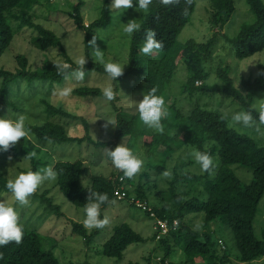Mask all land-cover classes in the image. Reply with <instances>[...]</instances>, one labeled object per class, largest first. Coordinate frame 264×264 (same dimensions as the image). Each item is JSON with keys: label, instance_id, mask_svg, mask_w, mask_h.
<instances>
[{"label": "trees", "instance_id": "16d2710c", "mask_svg": "<svg viewBox=\"0 0 264 264\" xmlns=\"http://www.w3.org/2000/svg\"><path fill=\"white\" fill-rule=\"evenodd\" d=\"M65 1L70 9L68 11L59 9L57 18L68 14L70 19L86 33L87 63L83 66V70L104 73L102 65L92 60L90 35L95 33L96 29H105L112 23L111 0H99L101 15L87 25L83 13L86 8L85 0ZM209 1L211 26L217 28L215 32L217 35L226 28L236 13V2L235 0ZM48 2L51 3L50 0ZM245 3L254 17L243 22L234 35L222 33V36L230 43L228 48L231 49L233 56L239 60L264 50V0H245ZM37 5L46 4L42 0H0V59L11 48L16 35L29 28L34 31L30 38V45L35 50L47 53L50 49L58 48L63 60L46 57L39 61V66L34 67L29 55L19 53L15 57L17 64L15 70L0 66V114L3 116L14 117L16 114H24L30 110L31 97L40 94V91L46 93L39 97L42 118L39 121L26 122L29 137L21 139L16 145L0 153H5L10 158L30 159L31 168L28 170L37 171L41 165L48 166L50 163L46 159L31 155L34 143L30 142V137H33L37 144H44L50 139L55 143L87 142L88 145L92 144L96 148L108 147L109 149H114L122 138H128L129 144H134L146 142L151 136L150 144L158 149L162 143L166 145L167 140L182 137L181 145L188 144L194 150L209 152L214 159L215 167L211 175L192 172H187L186 175L176 174L170 187L171 199L175 201L173 205L151 203L150 196L155 194L156 190L142 182L134 187L130 179H121L122 172H119L117 176L96 175L91 179L90 184H84L83 177L88 173L84 158L77 161H55L53 170L57 173V185L64 196L78 207H84L90 195L89 191H95L107 193L111 202L126 200L130 205L151 217L155 221L154 226L159 219L170 222L177 220L178 226L175 229L172 227L168 234L159 239L156 238L157 231H155L151 238L157 241V245L152 249L151 255L146 258L147 264H173L170 256L177 250V246H180L184 255L182 260H178L184 264H197V257H202L205 264H230L232 259L227 247L222 246V239L216 238L211 228V223L218 219L229 226L234 235L238 260L243 263L264 260V229L262 238L258 239L254 226L258 206L264 196V142L257 137L259 131L264 133V126H261L259 131L248 133L231 122L230 116L233 113L229 116L219 109L208 108V105L202 107L199 101L191 109L183 112L182 107L179 110L177 99L172 103L167 102L172 97L170 93L174 76L183 64L188 72L185 73L187 76L181 86V95L186 94V99L194 96L200 99L206 94H219L238 101L243 110H251L256 96L264 92V69L258 76L243 77L240 84H236L231 75L230 66L225 63L217 70L218 81L208 84L210 70L207 63L215 45V38L211 37L206 41L191 38L185 43H181L178 39L183 29L188 24H192L198 0H178L177 3L169 6H163L160 0H153L140 24V30L132 36H126L130 38L128 59L126 57L125 70L117 81L132 75L144 82L148 86V91L152 87L157 89V95L164 98L167 109V116L162 120L163 132H157L143 125L137 112L132 117L124 116V108L118 107L113 100L112 104L117 112L115 118L117 123L115 126L108 124L113 139H95L92 133L95 123L92 118L57 106L58 101L55 99L57 95H53L54 99L47 97L53 92L59 95L65 84L64 76L57 73L53 63L70 65L66 73L75 70L78 63L74 61L58 33L37 21L34 12ZM50 5L54 8L52 10L58 8ZM146 29H154L157 33L156 39L163 41L164 44L163 49L154 50L151 55H144L140 51ZM101 90L102 88L98 86L75 85L71 88V94L103 98ZM172 113L175 115L171 116ZM253 115L256 116V113L253 112ZM69 119L82 123L84 127L82 135L73 136L68 133L66 124L69 123ZM172 119L176 122L175 134L172 132L169 134V129L172 130L171 128L174 127ZM189 164H193V160ZM235 164L252 169L251 183L244 184L240 180L233 169ZM144 176L146 174L142 175ZM201 177L205 181L199 194L192 195V191H187L191 197L186 199L178 194L180 180L188 181L190 178L200 179ZM7 181V177L0 170L1 191L9 192L5 187ZM117 190L126 192L125 199L117 198ZM48 194L49 192L45 191L40 197L47 203L48 208L63 215L60 206L55 204ZM158 194L162 193L158 192ZM137 200L147 204L150 210L138 207ZM164 200L163 197V202ZM189 213H203L204 230L193 231L192 223L186 220V215ZM101 218H103L102 215ZM19 222L23 226L22 240L19 244L10 242L0 246V264H62L54 253V248L44 247V238L38 231L28 228L20 219ZM71 223L73 230L88 244L100 232V229H85L81 222L73 219ZM151 238L144 237L129 223L124 222L116 226L112 236L102 243L103 254L121 260L131 244L147 243Z\"/></svg>", "mask_w": 264, "mask_h": 264}, {"label": "rangeland", "instance_id": "374dc122", "mask_svg": "<svg viewBox=\"0 0 264 264\" xmlns=\"http://www.w3.org/2000/svg\"><path fill=\"white\" fill-rule=\"evenodd\" d=\"M46 5H37L34 8L36 19L38 22L45 24L47 27L53 29L62 38V41L69 51L70 55L78 63V61L85 57L87 63L86 54V33L80 29L76 23L70 19L68 14L57 18L58 10L68 11L70 8L65 0H50V4L57 6L55 10H52V6L48 0H42ZM86 8L83 11L85 16V24H89L100 17V2L99 0H85ZM237 11L233 15L226 28L219 34L215 35L217 28L211 26L209 0H198L197 10L193 17L192 24H188L180 33L178 39L181 43H185L191 38H195L199 41H206L209 38H215V45L211 51L209 62L207 63L210 70V76L207 83L212 84L218 81L217 70L225 63L230 66L231 75L236 84H240L243 77H256L264 69V50L256 53L255 55L239 60L233 56L231 49L228 48L230 43L222 36V33H228L234 35L240 29V25L249 21L254 17V14L249 11V7L245 3V0H235ZM112 9V8H111ZM144 11L135 10V8L115 10L112 9V23L105 29H96L90 35L92 41L93 37L96 38L95 45H91V53L95 49L103 51L105 60L116 59L122 64L127 63L130 38H126V35L122 31V23H126L130 19H137V22L141 24L145 17ZM56 19V20H55ZM34 34L32 29H25L21 33L16 35L11 48L0 59V66L6 69L15 70L17 67L15 57L19 53H26L30 56V60L34 63V67L40 65L46 57H52L63 60L60 55V49H50L47 53L38 52L30 45V38ZM128 51V53H127ZM127 57V59H126ZM94 61V59L92 58ZM126 60V62H125ZM95 62V61H94ZM126 65L124 66L125 70ZM187 69L181 64L177 74L174 76V80L171 84L172 97L167 101L172 103L175 99L179 102V110L182 107V111L185 112L193 107V105L200 102V106L219 109L223 113L230 114L241 111L238 101L233 100L229 96H222L219 94H206L200 99L198 96L193 98H185L186 94L181 95V86L187 76ZM186 73V74H185ZM65 88H73L75 85H91L98 86L103 89L109 83L112 84L116 93L114 100L118 107H123L124 116H133L136 114L135 103L139 102L143 98V93L148 91V86L144 82L139 81L136 76H127L121 78L119 81H109L106 78L105 73L98 71L85 72V79L83 81H75L68 79L64 81ZM143 83V84H141ZM200 84V83H199ZM144 85V86H142ZM118 88V89H117ZM40 94L30 98L29 107L30 110L25 112L27 121H39L42 118L40 109V95L44 96L46 93L40 91ZM53 95H57L55 99L58 101L57 106H62L66 110L75 112L78 115L92 118L94 125L92 133L95 139L111 140L113 135L109 130L107 122L101 118L114 116L116 118V111L112 102H107L103 98L95 97H80L70 94L66 97L53 92L47 97L53 98ZM211 96V97H209ZM198 99V100H197ZM261 99H264V92L258 94L255 98V103L258 104ZM240 107V108H239ZM243 110V109H242ZM181 111V112H182ZM175 115V114H170ZM0 116H3L0 114ZM231 117V116H230ZM58 118H56L57 120ZM69 123L66 124L67 131L70 135L80 136L84 133V127L78 120L69 119ZM173 121V119H172ZM103 122V123H101ZM234 124V122L231 120ZM101 123V124H100ZM174 127L165 130V132H176V122L173 121ZM107 124V126H105ZM235 125V124H234ZM237 126V125H236ZM240 129L252 133L256 131V128H243L237 126ZM257 137L264 142V133L259 131ZM151 136L145 142H136L129 144L128 138H122L118 141V145L124 144L129 147L134 154L138 155L143 161V167L134 178L133 186L137 187L141 182L146 186L152 187L155 194L150 196L151 203L160 202L175 204V201L171 199L170 187L171 182L176 178V174H182L187 172L197 173L203 175L199 169V166L195 163L192 153L194 149L184 144L180 138H173L167 140L168 143H162L158 149L150 144ZM30 140L34 145H39L38 148L33 146V151L37 152L38 158H43L49 161V165H41L40 169L51 166L53 168L55 161H77L85 159L88 166V173L83 177L84 184L91 183V179L96 175L112 176L118 175L120 171L115 169L107 156L104 154L105 148H96L92 144L82 143L77 141H68L64 143H44L37 144L33 137ZM109 149V148H108ZM5 152V151H4ZM193 160V164H189ZM214 160V159H213ZM31 168V160L18 157L10 158L5 153H0V170L5 174L7 179L14 178L22 171ZM233 169L236 175L244 184H249L253 180V171L251 168L243 166L241 164H235ZM171 172L170 177H164L163 172ZM143 174L146 176L142 177ZM183 174V175H184ZM186 175V174H185ZM58 178L54 181L45 182L38 190L29 197V203L27 205H18L14 200L10 192L0 190V202H6L13 206L19 213V219L21 222L30 229L38 231L44 238V247L46 249L54 248V253L59 258L62 264H147V257L151 255L152 249L156 247L157 241H154L151 237L155 233L154 223L155 221L146 215L142 210L130 205L126 200L112 201L107 207L101 209V215L108 218V223L100 229V232L95 236L94 240L88 244L87 241L73 230L71 219L78 222L83 221V207L74 205L68 200L64 194L60 191L57 185ZM179 181V180H178ZM205 179H189L180 180L178 187V194L182 197L190 198L191 195L187 194V191H192V195L199 194L201 187L203 186ZM130 185V184H129ZM131 186V185H130ZM132 186V187H133ZM156 186V187H155ZM132 189V188H131ZM45 191H48V196L51 197L55 204L59 205L63 215H60L56 210L47 207V203L42 200L40 195ZM169 193L165 194L164 192ZM194 191V193H193ZM161 192L162 194H158ZM162 197V198H161ZM164 197V202H163ZM186 220L192 223L194 226L197 222L202 223L204 230V215L203 213H189L186 215ZM129 223L137 232L141 233L144 237L151 238L147 243L131 244L124 253V257L121 260L108 257L103 254L102 243L107 241L115 231V227L122 223ZM255 234L258 239L262 238V232L264 229V196L261 199L257 214L254 220ZM211 228L214 230L216 238L222 239V246L227 247V251L230 253L232 262L230 264H264L263 259H258L251 263H243L237 259L238 251L235 244L234 235L224 222L220 219L211 223ZM92 230V229H91ZM176 251L170 256V260L173 264H184L178 259L184 258L183 252L180 246L176 247ZM153 258V256H152ZM197 264H205L202 257H197Z\"/></svg>", "mask_w": 264, "mask_h": 264}, {"label": "clouds", "instance_id": "9594fccd", "mask_svg": "<svg viewBox=\"0 0 264 264\" xmlns=\"http://www.w3.org/2000/svg\"><path fill=\"white\" fill-rule=\"evenodd\" d=\"M153 0H111L110 7L115 10L135 8L146 12ZM178 0H160L163 6H169L177 3ZM141 25L137 19H130L126 23H122V31L132 36L140 30ZM157 33L154 29H146L144 42L140 47V51L144 55H151L154 50H161L164 47L163 41L156 39ZM96 38L90 41L91 45H95ZM92 58L95 62L102 65L103 72L109 81H117V78L123 75L124 66L127 63H121L116 59L105 60L103 51L98 48L92 52ZM86 63L85 57L78 61V67L71 73H66L70 67L67 63H53L58 74L64 76L65 80L73 79L75 81H83L85 79V71L83 66ZM102 97L107 102H112L116 98V93L111 83L103 87ZM71 92L70 88L61 90L59 95L68 96ZM260 101H264L261 99ZM139 120L146 127L157 132H163L162 120L167 116L165 100L162 96L157 95V89L152 87L150 91L143 93V98L135 103ZM256 113V116L253 115ZM26 115L16 114L14 117L0 116V151H7L11 146L16 145L21 139L29 137V129L26 126ZM113 126L117 121L114 116L101 118ZM231 120L235 125L243 128H256L260 130L264 126V102L254 104L251 110H241L231 115ZM107 124L105 126H107ZM31 143H33L30 140ZM48 143H52L49 139ZM38 148L39 145H33ZM104 154L111 162L112 166L122 172L121 179H132L140 173L144 161L123 143L117 145L114 149L105 148ZM33 157L37 156V152L31 153ZM195 163L199 166L202 173L212 174L215 164L213 157L207 151L194 150L192 153ZM164 177H170L171 172L164 171ZM57 178L56 171L51 166L43 169L32 171H22L14 178L8 179L5 187L11 193L18 205H27L29 197L35 193L38 188L45 182L54 181ZM90 195L83 207L84 218L82 225L85 229H102L107 223L108 218H101V209L107 203H110L107 193L89 191ZM203 225L197 222L193 226V231L202 230ZM23 237V226L19 222V213L11 205L6 202H0V246L15 242L19 244Z\"/></svg>", "mask_w": 264, "mask_h": 264}, {"label": "built area", "instance_id": "2783aa9c", "mask_svg": "<svg viewBox=\"0 0 264 264\" xmlns=\"http://www.w3.org/2000/svg\"><path fill=\"white\" fill-rule=\"evenodd\" d=\"M116 195L119 200H123L127 196L126 192L121 190H117ZM136 203L137 206L142 208L143 210H147V209L150 210L147 204L143 203L142 201L137 200ZM177 226H178L177 220L170 222L168 220L159 219L157 225L154 226L155 231H157L156 238L159 239L161 236L168 234L172 227L175 229Z\"/></svg>", "mask_w": 264, "mask_h": 264}]
</instances>
